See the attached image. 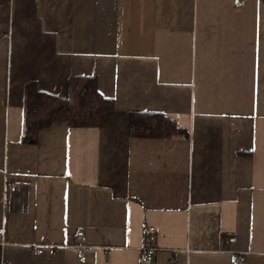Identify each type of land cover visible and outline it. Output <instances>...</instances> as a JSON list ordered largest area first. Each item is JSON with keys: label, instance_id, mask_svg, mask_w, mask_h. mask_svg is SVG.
<instances>
[{"label": "crops", "instance_id": "crops-1", "mask_svg": "<svg viewBox=\"0 0 264 264\" xmlns=\"http://www.w3.org/2000/svg\"><path fill=\"white\" fill-rule=\"evenodd\" d=\"M76 74L115 108L23 142L25 83ZM0 230V264H264V0H0Z\"/></svg>", "mask_w": 264, "mask_h": 264}, {"label": "trees", "instance_id": "trees-1", "mask_svg": "<svg viewBox=\"0 0 264 264\" xmlns=\"http://www.w3.org/2000/svg\"><path fill=\"white\" fill-rule=\"evenodd\" d=\"M115 108V102L98 94L97 78L93 75H73L68 96L49 93L39 88L36 79L25 83V121L23 142H38L42 129L56 122L71 126H98L103 111ZM133 136L171 137L179 133L176 122L158 112L132 111Z\"/></svg>", "mask_w": 264, "mask_h": 264}, {"label": "built area", "instance_id": "built-area-1", "mask_svg": "<svg viewBox=\"0 0 264 264\" xmlns=\"http://www.w3.org/2000/svg\"><path fill=\"white\" fill-rule=\"evenodd\" d=\"M5 188H13V189H19L20 187L24 186V183L18 182V181H10L7 180L4 183ZM83 231H79V235H83ZM236 237H230L228 239V242L234 243L236 241ZM0 242L5 244L6 241L4 239V233L2 230H0ZM141 250V262L145 264H150L154 261V255L159 250V246L157 243V237L154 233H151L149 231H146L144 233V241L143 245L140 247ZM39 252H43V247H40L38 249ZM230 253L232 255V260L235 264H245L246 263V256L244 252L237 251V250H230Z\"/></svg>", "mask_w": 264, "mask_h": 264}]
</instances>
